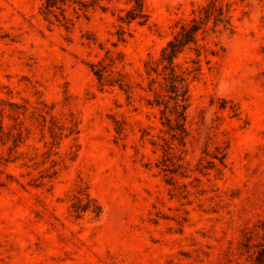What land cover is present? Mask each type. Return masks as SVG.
I'll use <instances>...</instances> for the list:
<instances>
[{
    "label": "rangeland",
    "instance_id": "1",
    "mask_svg": "<svg viewBox=\"0 0 264 264\" xmlns=\"http://www.w3.org/2000/svg\"><path fill=\"white\" fill-rule=\"evenodd\" d=\"M211 1L144 0L148 21L126 24L130 0H0V264H253L240 253L263 236L264 0H216L231 23L199 35L184 138L157 104L163 78L149 90L147 63ZM120 74L129 92L109 85Z\"/></svg>",
    "mask_w": 264,
    "mask_h": 264
},
{
    "label": "trees",
    "instance_id": "2",
    "mask_svg": "<svg viewBox=\"0 0 264 264\" xmlns=\"http://www.w3.org/2000/svg\"><path fill=\"white\" fill-rule=\"evenodd\" d=\"M60 0H46L44 5L45 9L49 13H53L55 8H59ZM85 2V1H83ZM134 3V6L127 11V15L121 17L123 22L131 24L135 20H139L144 24L148 21L149 16L144 9V0H130ZM229 9L224 5H219L216 0H212L208 5L201 8L202 12L199 16H193L190 20H181L178 22V30L173 34L166 47L162 48L160 57L155 61H149L147 63V74L151 76L155 74V77L151 78L152 86L150 91L154 90L155 83L158 82L157 77H162L164 82L161 86L165 90V96L168 97V101L161 98L158 101V105L164 104V113H170L171 116H167L169 129L173 131V137H185L187 133V108L189 107V88L190 80L196 77L201 68V54L202 48L205 46L199 43V35L206 31V28L210 21H213L214 28L220 26H229L231 23V17L229 15ZM124 32L123 28L120 30ZM120 39L124 40V37L120 36ZM186 50H194L196 52L197 59L191 60L193 65L184 68L179 62L178 58ZM115 63V62H113ZM103 62L94 64V72L98 76L100 81H103L108 72ZM109 85H119L121 89L129 92L130 83L125 80V77L120 74V77L109 81ZM156 96L160 94L154 91ZM172 104V106H171ZM174 116V117H173ZM175 121L173 124L172 121ZM3 128V122H0V130ZM92 199L88 198L87 204H77L73 206L79 217L80 213H84L91 207ZM83 203V201H82ZM93 211L99 215L101 212L100 206L94 207ZM256 231H261L262 241L253 244L250 239L241 243L242 250L241 255L247 256V261H252L253 264H264V221L260 225H256ZM240 264V263H238Z\"/></svg>",
    "mask_w": 264,
    "mask_h": 264
}]
</instances>
